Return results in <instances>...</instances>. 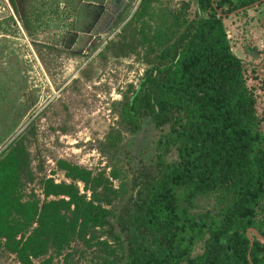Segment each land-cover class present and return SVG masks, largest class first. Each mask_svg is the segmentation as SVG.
<instances>
[{
  "label": "trees",
  "instance_id": "16d2710c",
  "mask_svg": "<svg viewBox=\"0 0 264 264\" xmlns=\"http://www.w3.org/2000/svg\"><path fill=\"white\" fill-rule=\"evenodd\" d=\"M195 1L192 18L174 12L159 28L139 88L118 103L125 130L139 131L146 118L165 129L157 164L139 169L118 210L98 201L102 194L110 203L107 188L117 193L108 179L63 159L57 166L71 182L46 178L42 201L22 200L19 186L31 177L25 134L0 151V249L19 264H54L97 228L123 250L117 264H264V117L223 21L259 0ZM121 140V131L110 128L103 152L115 156ZM171 150L176 158L166 161ZM200 198L212 199L213 209L193 212ZM249 228L256 234L248 237Z\"/></svg>",
  "mask_w": 264,
  "mask_h": 264
},
{
  "label": "rangeland",
  "instance_id": "374dc122",
  "mask_svg": "<svg viewBox=\"0 0 264 264\" xmlns=\"http://www.w3.org/2000/svg\"><path fill=\"white\" fill-rule=\"evenodd\" d=\"M195 11V0H14V7L0 0V151L25 134L31 177L19 186L22 200L42 201L46 178L71 182L57 166L63 159L89 169L92 177L103 175L105 184L117 189L115 195L106 189L109 204L102 194L99 202L113 211L123 205L139 169L155 165L165 129L146 118L139 131L125 130L118 103L137 87L156 33L171 22V13L192 18ZM223 21L256 96V111L264 117V77L255 73L264 71L258 68L264 57V3L227 14ZM254 49L259 54L253 61ZM112 127L122 134L115 156L102 150ZM164 157L174 160V150ZM75 183L90 195L82 182ZM213 206L212 199L200 198L192 211ZM88 237L89 242H71L54 264H117L123 251L118 243L99 228ZM200 249L197 244L193 253ZM0 264L19 263L0 249Z\"/></svg>",
  "mask_w": 264,
  "mask_h": 264
},
{
  "label": "water",
  "instance_id": "95a60500",
  "mask_svg": "<svg viewBox=\"0 0 264 264\" xmlns=\"http://www.w3.org/2000/svg\"><path fill=\"white\" fill-rule=\"evenodd\" d=\"M262 1H264V0H259V1H256L255 3H252V4H250L249 6H254V5H256V4H259L260 2H262ZM249 6H243V7H241V8H238V9H236V10H234L233 12H231V13H229V14H234L235 12H240V11H243V10H245L247 7H249ZM224 16V15H223ZM139 88V85H137V89ZM249 231H251L253 234H256V232H255V230L253 229V228H249V230L247 231V236L249 237ZM262 239H264V238H262ZM221 243L223 244V245H226V243H225V241H221ZM251 246H252V241H250V244H249V249H248V259H249V253H250V249H251ZM228 250L229 251H231V248H228Z\"/></svg>",
  "mask_w": 264,
  "mask_h": 264
},
{
  "label": "flooded vegetation",
  "instance_id": "af4514ba",
  "mask_svg": "<svg viewBox=\"0 0 264 264\" xmlns=\"http://www.w3.org/2000/svg\"><path fill=\"white\" fill-rule=\"evenodd\" d=\"M261 20H263L261 18ZM264 23V22H263ZM258 54H259V51L258 50H255L253 51V61L258 57ZM258 68H261L263 69L264 68V57L262 59H260L259 63H258ZM256 73L259 74V77H264V71L262 73H259L257 70H256Z\"/></svg>",
  "mask_w": 264,
  "mask_h": 264
}]
</instances>
